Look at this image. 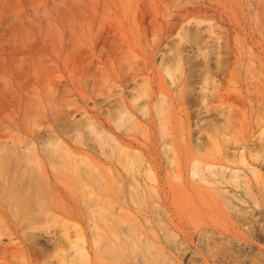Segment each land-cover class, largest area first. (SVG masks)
I'll return each mask as SVG.
<instances>
[{
    "label": "rangeland",
    "instance_id": "1",
    "mask_svg": "<svg viewBox=\"0 0 264 264\" xmlns=\"http://www.w3.org/2000/svg\"><path fill=\"white\" fill-rule=\"evenodd\" d=\"M33 1L32 4H36V0ZM93 1L102 21L98 22L100 24L98 28L92 26L91 30L85 19L86 15L80 7L81 0H46L47 25L51 33L62 31L56 20L65 9L66 2H70L72 7L71 25L64 29L63 34L64 44L69 47V51L64 49V45L59 53L61 62L59 74L68 78L69 72L64 67L68 61L67 57L77 56L84 59L88 53L82 54V52H87L95 42L99 43V46L104 43L101 54L105 68L109 69L108 59L120 60L124 55V59L128 60L127 63L130 61L139 68L141 75L149 79L155 76L156 80L160 76L167 89L171 86L170 81L179 82L178 80L186 72H190L192 78L206 75L208 82H204V85L201 86V82L193 84L189 100L193 98L192 95L202 90L207 94L209 99L207 103H209L208 105H205V102L198 105L187 104V116L190 117H184V121L188 120V125L184 122L188 129L187 131L185 128L184 138L190 139V143H196L208 138L209 135L217 137L219 135L217 133L216 136V132H219L216 129L219 128L217 124L222 123L223 117L229 114L232 121L229 126H225L226 140L221 142L222 151L220 150V153L211 150V157L214 156L212 159L218 167L223 166V171L226 173L235 171L240 179L246 182L242 187L234 190L231 185L222 186L227 190L232 189L243 200V203L237 204L236 208L247 215L246 222L249 225L243 230V238L249 243V248L240 250L224 264H264V23L261 30H253L247 12L248 7L243 0ZM241 3L244 6H241ZM177 49L181 50V55L180 60L175 62L172 57ZM122 50L124 54L120 56L119 52ZM51 56L50 74L54 70L52 65L56 57L54 52H51ZM154 84L153 82L152 85ZM50 87L49 101L45 105L46 115L49 116L45 118L46 130L43 131L46 133L48 130L46 133L48 136L55 130L53 135L48 137H51L53 142L54 139L60 138L56 140L59 141L60 146H55L59 147L58 151L55 148L54 151L57 153L53 154L56 155L53 156L56 163L49 164L50 160L42 156L43 152L40 150L39 157L44 160H42L43 168H41L42 163H38L39 165L36 163L34 166L35 162H32L37 170L32 169L31 165L30 170H32L29 173L17 172L16 191L18 190L17 194H21L22 197H17L16 201L19 200L21 209L15 203L16 210L19 209L15 215H6L4 210L2 218L0 217L3 220L0 221L2 229H0V264H59L60 261L70 264V256L76 248L87 251L89 264H211L210 261H204V257L206 258L204 253H199L200 238L207 242L216 237V234L213 233V227L204 225L202 219L193 216V213H196L194 210L199 207L194 205L199 201L190 194V190L180 194L179 202L175 204L160 202L164 205L157 208L144 206L137 211V206L133 203L124 208L118 203L112 205L109 186L107 185L106 188L105 182L103 188L96 187L99 177L92 178L96 175L92 174L91 169L85 168L96 156L92 149L90 133L87 129H83L81 131L83 142L81 143L78 138L77 142L73 130V133L72 131L63 133L65 130L73 129L74 125L67 122L72 127H67V123L61 126V121L65 120H60V116L58 117L60 121L56 120V114L62 113L60 106L62 107L68 100L74 103L77 94L69 90L76 96L72 94L74 98H69V92L66 96L64 94L63 99L66 97V100L63 104L62 98L54 93L53 86ZM221 87L223 90L220 89ZM217 91H221V95L224 91L223 96L220 95L221 98H214V94L215 96L218 94ZM227 96L228 99L224 101L223 98ZM220 104L221 106L218 107ZM34 110L33 112L36 111ZM32 116L35 115L32 113ZM87 116L88 113L81 116L75 112L72 120L82 117L88 120ZM52 119L58 124L52 123ZM37 122L32 121L36 124L32 125L33 129L37 128ZM59 125L63 130L67 128L63 131L58 128ZM240 153L245 158V164L233 159L234 155ZM70 160L73 164L69 162ZM80 161H83L81 167L78 166ZM91 164L86 167L91 168ZM50 172L55 173L54 176ZM181 175L187 185L185 189H205L212 186L195 181L196 177H192L191 173L188 176L183 171ZM213 178L218 179V176ZM104 179L106 181V178ZM170 179L173 183H179L176 177L170 175ZM28 181L30 184L33 182V186H37L32 188H35L36 195H39L43 205L37 203L39 198L37 199L38 196H35L33 189L30 190V194H34V198L30 199L28 196L29 190L23 188L24 182L29 183ZM86 182L88 186L84 184ZM246 189H249L250 193H245ZM51 192L55 193L51 195ZM165 193L169 195L167 187ZM23 194L27 198L25 201L28 200L29 208L22 199ZM2 197L5 198V195L0 193V198ZM1 199L0 203L5 206V202L2 203ZM33 202L39 205L37 208L42 207L44 211L47 209L49 214H44V211L40 214V209L36 214H30L32 211L25 212L34 205ZM44 205L51 207L52 210L56 205L58 208L52 211L43 208ZM57 209L59 210L56 211ZM38 213L43 220L41 223L39 217H35ZM27 218L34 219V222L38 220L39 225L28 227ZM205 229H207L206 233H200ZM189 233L192 235L190 236ZM189 237H193L192 241L188 240ZM186 243L191 245V252L184 253L183 246ZM32 250L35 251V255Z\"/></svg>",
    "mask_w": 264,
    "mask_h": 264
},
{
    "label": "bare ground",
    "instance_id": "2",
    "mask_svg": "<svg viewBox=\"0 0 264 264\" xmlns=\"http://www.w3.org/2000/svg\"><path fill=\"white\" fill-rule=\"evenodd\" d=\"M33 2V0H0V193L5 195V198H0L2 203L5 202V206L0 203V217L3 216L4 210H6V215H15L17 210L19 211V209L16 210L17 206L20 208L19 200H16L17 197L21 198L22 196L17 194L18 190L16 191L18 184L16 185L15 177L18 171L29 173L32 169H36L32 164L34 162V166L36 163L41 164L43 160L39 157L40 150L43 152L42 156L50 160L49 164L56 163L53 158L56 155L53 154L57 153L54 150L59 145V141L56 142V140L60 138L57 139L58 135H55L54 143L51 141L52 138L48 137L52 136L55 130L52 129V135L48 136L46 134L48 130L46 133L43 131L46 130L44 128L45 118L47 119L49 116L46 115L45 105L49 101L50 86H53L54 93L62 98L63 104L66 100V97L63 99L64 94L66 96L69 92L70 96L67 95L69 98L73 95L76 96L75 93L77 94V99L73 97L74 103H70L68 100L70 104L66 105L68 104L66 102L65 106H62L63 108L60 106L62 113L58 110L60 114H56L57 122L59 119L65 120L59 122L62 124L61 126L70 122L74 128L66 131L67 127H72L69 123L64 129L65 131L60 128V125L57 127L62 129L63 133L73 130L75 138H78L81 143L83 142L81 131L88 130L96 160L95 158H93L95 162L93 159L91 160V168L86 167L90 166L87 163L84 166L91 169L92 174L96 175L92 178L99 177V179L97 178L99 181L95 184L96 187L109 186L108 190L112 193V205L118 203L121 208H124L133 203L137 206V211H140L144 206L157 208L164 205L160 202L173 204L179 202L180 194L190 190V194L199 201L194 205H199V207L194 210L196 213H193V216L202 219L204 225L213 227V233L216 234V237L207 242L200 238L201 250L199 253H204L205 262L228 263L237 252L249 248V243L243 238V230L247 229L249 225L246 222L247 215L239 212L236 208V205L243 203V200L233 191L235 188L242 187L246 182L241 180L235 171L227 173L223 171V166L219 165L220 167H218V164L213 161L214 156L211 157V150L220 153L222 151L221 142L226 140L225 126H229L232 121L229 114L223 117L222 123L217 124L219 128L216 129L219 132H216V136L219 133V137L209 135L208 138L200 140V142H192L193 144L190 143V139L184 138L185 128L187 129L185 123L188 122V120L184 121V117H190L187 116V104L198 105L205 102V105H208L209 103H207L209 100L207 94L202 90L198 91L196 95H192L193 98L189 100L193 84L201 82V86L204 85V82H208L206 75L192 78V74L186 72L178 80L179 82L170 81L171 86L167 89L160 76L157 80L154 79L155 76L149 79L141 75L136 65L130 61L127 63L128 60L124 59L123 50L119 52L123 57L121 56L120 60L119 58L108 59L109 69L105 68L102 61L103 54H101L104 43L99 46V43L94 42L87 52H82V54L88 53L84 59L77 58V56L67 57L68 61L64 67L67 68L69 77L64 78L59 74L61 62L58 56L65 45L64 29L70 27L73 18L71 3L66 2L65 9L56 20L62 31L51 33L47 25L46 0H36V4H32ZM243 2L248 7L247 12L254 27L253 30H261L264 23V0H243ZM80 7L86 15L85 19L89 29L98 28L100 25L98 22L102 21V18L98 9L94 7V1L81 0ZM64 49L69 51V47L66 45ZM51 52H54L56 56L53 60L52 74H50L51 65H49L52 58ZM180 52L181 50L177 49L172 60L178 62ZM121 59L123 60L121 61ZM70 67H72L71 70ZM166 68L169 67L166 66ZM153 82L154 85H152ZM220 89L223 90L222 87ZM69 90H73L75 93ZM220 92L217 91L216 96L214 92V98L220 97ZM223 93L224 91L221 96ZM228 95L230 96V93ZM226 98L228 99V96L223 100ZM222 101L220 102L222 103ZM71 102H73L72 99ZM220 106L221 104L218 107ZM75 112L81 116L88 113V120L83 117L72 120ZM32 113L35 116H32ZM33 117L35 119H32ZM34 120L35 123L38 121V126L33 129L32 125L35 123L32 121L34 122ZM54 120L52 123L56 122ZM58 131L61 132V130ZM77 152L79 151L77 150ZM71 157L73 158V156ZM210 157L213 159L211 160ZM82 159L84 161V157ZM233 159L245 164L242 153L234 155ZM71 160L75 162V160ZM71 160L69 162L73 164ZM82 162L78 166L81 167ZM43 163L41 168H43ZM183 171L188 176L191 173L192 177H196L195 181L212 186L205 189H185L187 185L182 180ZM54 174L52 175L54 176ZM170 175L179 179V183H173ZM215 176H218V179H214ZM102 177L103 180H101ZM28 182H24L23 186L25 190H29V194L27 192L26 194L30 199L34 198V194H30V190L33 189L38 199L39 195H36L35 188H32L33 182L32 184L30 181ZM86 183L84 184L88 186L89 184ZM103 184L104 186H102ZM223 184L233 186V190H227L225 186H222ZM166 187L169 195L165 193ZM127 192L129 195L126 194ZM53 193L51 192V195ZM245 193H250V190L246 189ZM25 197L22 198L24 201L27 199ZM40 200L39 198L37 203L42 204ZM15 203L18 205L15 206ZM26 203L28 205V200ZM37 203L30 204V206L33 205V208L31 207L28 211L22 209L25 212L32 211L30 214H36L40 209L39 213L42 214L44 210L41 209L42 207L37 208L39 206ZM45 207L44 205L43 208ZM46 208L50 209L51 207ZM54 208H58L57 205ZM54 208L50 210L54 211ZM47 211L46 209L44 214H49ZM39 213L36 216L33 215L37 217ZM33 215L32 217H34ZM28 219H26L28 227H34V224L39 225L38 220L35 219L36 222H34V219ZM206 230H202L200 233H206ZM189 235L191 236L192 233ZM189 238L188 240L192 241L193 237ZM190 248L191 245L186 243L183 246L184 253L191 252ZM32 253L35 255L34 250ZM70 259V264H89L90 261L87 251L83 248L74 249ZM59 264L65 263L60 261Z\"/></svg>",
    "mask_w": 264,
    "mask_h": 264
}]
</instances>
